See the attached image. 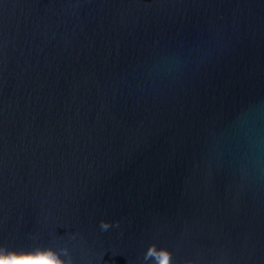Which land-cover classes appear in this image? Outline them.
<instances>
[{"label":"water","instance_id":"water-1","mask_svg":"<svg viewBox=\"0 0 264 264\" xmlns=\"http://www.w3.org/2000/svg\"><path fill=\"white\" fill-rule=\"evenodd\" d=\"M152 245L264 264V0H0V262Z\"/></svg>","mask_w":264,"mask_h":264},{"label":"clouds","instance_id":"clouds-1","mask_svg":"<svg viewBox=\"0 0 264 264\" xmlns=\"http://www.w3.org/2000/svg\"><path fill=\"white\" fill-rule=\"evenodd\" d=\"M109 227H111L110 224L106 222L102 223V228L104 230H107ZM49 252L54 254L56 264H64V261L61 260L56 253L53 251ZM145 258H155V264H171V253L166 249H157L155 245L150 247Z\"/></svg>","mask_w":264,"mask_h":264},{"label":"snow or ice","instance_id":"snow-or-ice-1","mask_svg":"<svg viewBox=\"0 0 264 264\" xmlns=\"http://www.w3.org/2000/svg\"><path fill=\"white\" fill-rule=\"evenodd\" d=\"M21 254H23L24 252H20ZM0 264H2V262H0ZM17 264H48L47 261H29V260H22V261H18Z\"/></svg>","mask_w":264,"mask_h":264}]
</instances>
